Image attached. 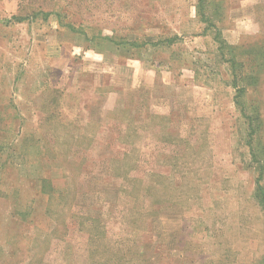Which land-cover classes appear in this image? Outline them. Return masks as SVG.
Here are the masks:
<instances>
[{
    "label": "rangeland",
    "instance_id": "1",
    "mask_svg": "<svg viewBox=\"0 0 264 264\" xmlns=\"http://www.w3.org/2000/svg\"><path fill=\"white\" fill-rule=\"evenodd\" d=\"M264 0H0V264H264Z\"/></svg>",
    "mask_w": 264,
    "mask_h": 264
},
{
    "label": "trees",
    "instance_id": "2",
    "mask_svg": "<svg viewBox=\"0 0 264 264\" xmlns=\"http://www.w3.org/2000/svg\"><path fill=\"white\" fill-rule=\"evenodd\" d=\"M263 261H264V259H263Z\"/></svg>",
    "mask_w": 264,
    "mask_h": 264
}]
</instances>
